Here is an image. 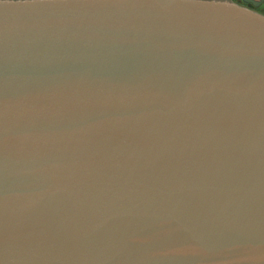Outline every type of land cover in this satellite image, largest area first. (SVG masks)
Listing matches in <instances>:
<instances>
[{
    "label": "water",
    "instance_id": "obj_1",
    "mask_svg": "<svg viewBox=\"0 0 264 264\" xmlns=\"http://www.w3.org/2000/svg\"><path fill=\"white\" fill-rule=\"evenodd\" d=\"M264 0H0V264H264Z\"/></svg>",
    "mask_w": 264,
    "mask_h": 264
},
{
    "label": "rangeland",
    "instance_id": "obj_2",
    "mask_svg": "<svg viewBox=\"0 0 264 264\" xmlns=\"http://www.w3.org/2000/svg\"><path fill=\"white\" fill-rule=\"evenodd\" d=\"M258 11L261 13V14H264V6H261Z\"/></svg>",
    "mask_w": 264,
    "mask_h": 264
},
{
    "label": "crops",
    "instance_id": "obj_3",
    "mask_svg": "<svg viewBox=\"0 0 264 264\" xmlns=\"http://www.w3.org/2000/svg\"><path fill=\"white\" fill-rule=\"evenodd\" d=\"M234 3H237V0H232ZM260 13V12H258ZM261 14V13H260ZM262 16H264V14H261Z\"/></svg>",
    "mask_w": 264,
    "mask_h": 264
}]
</instances>
